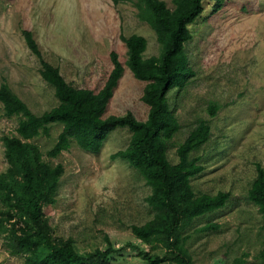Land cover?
Instances as JSON below:
<instances>
[{
	"label": "rangeland",
	"instance_id": "374dc122",
	"mask_svg": "<svg viewBox=\"0 0 264 264\" xmlns=\"http://www.w3.org/2000/svg\"><path fill=\"white\" fill-rule=\"evenodd\" d=\"M169 9L172 0H161ZM205 12L190 27L185 45L192 75L182 90L168 95L180 130L169 143L167 156L178 159V146L200 121L210 126L209 141L193 157L203 171L191 180L195 193H229L226 206L196 219L185 232L194 264H262L264 222L249 202L248 191L256 165L264 169V0H223L217 13ZM30 31L43 59L58 67L65 81L77 89L99 91L112 70L114 51L124 72L104 118L132 114L145 121L148 107L141 101L145 83L137 81L126 66L127 49L121 37L146 39L144 58L158 57L161 46L153 29L138 18L131 0H0V84L10 89L40 116L57 107L53 88L40 76L38 59L26 47L22 32ZM210 105L219 110L214 117ZM18 118L3 116L0 104V173L7 169L1 138L15 136ZM61 127L33 140L42 153L55 143ZM131 133L116 129L98 153L81 150L73 141L57 158L44 160L62 165L56 203L44 213L59 239H74L80 254L104 250L106 240L122 248L128 243L149 248L131 232L154 212L146 202L150 187L126 163L111 156L125 149ZM206 224L215 229L199 230ZM10 256L0 237V264H24ZM114 264H146L128 248Z\"/></svg>",
	"mask_w": 264,
	"mask_h": 264
},
{
	"label": "trees",
	"instance_id": "16d2710c",
	"mask_svg": "<svg viewBox=\"0 0 264 264\" xmlns=\"http://www.w3.org/2000/svg\"><path fill=\"white\" fill-rule=\"evenodd\" d=\"M131 1L139 20L153 29L161 46L158 57L145 59V38L121 37L127 49V68L137 81L145 83L141 98L148 107L145 121L137 120L132 114L104 118L124 72L114 51L110 53L112 70L103 87L97 92L77 89L65 81L58 67L43 59L33 34L23 31L26 47L39 61L40 76L53 88L58 101L57 107L40 116L33 114L2 79L3 116L18 118V126L15 136L1 138L7 169L0 173V237L8 254L23 257L24 264H114L115 257L128 248L136 251L146 264H194L185 232L196 219L224 208L229 201V193L197 194L191 184L203 171L200 159L193 157V153L209 141L207 121H200L178 146L176 164L167 156L169 143L180 130L168 95L174 89L182 90L192 75L185 45L192 38L190 27L205 12L208 0H172V9L161 0ZM209 5L211 13H217L223 0H213ZM218 110L217 105H210L209 115L214 117ZM53 125H59L61 132L44 154L33 140L49 136ZM120 128L131 133L130 142L111 159L128 163L150 187L146 202L154 212L153 218L131 227L134 238L149 250L130 243L115 248L106 240L104 250L80 254L74 239L54 236L44 213L45 207L56 203L64 175L62 165H52L44 156L57 158L73 141L83 151L98 153L109 134ZM255 169L256 176L247 197L258 208L264 222V169L260 164ZM215 228L213 224H206L199 232ZM259 259L264 264V243Z\"/></svg>",
	"mask_w": 264,
	"mask_h": 264
}]
</instances>
